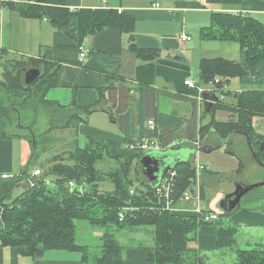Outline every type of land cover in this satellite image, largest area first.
Masks as SVG:
<instances>
[{
	"label": "trees",
	"instance_id": "1",
	"mask_svg": "<svg viewBox=\"0 0 264 264\" xmlns=\"http://www.w3.org/2000/svg\"><path fill=\"white\" fill-rule=\"evenodd\" d=\"M27 1L12 0L2 5L24 19H46L50 27L72 40L78 50L86 37L114 28L128 35L127 50L135 60L154 62L159 57L158 49H141L134 44L136 19L132 15L114 9H70L65 0ZM199 39L237 43L240 54L239 61L222 57L199 61L195 87L210 86L218 93L225 90V94H231L235 101L227 104L216 98L212 109L208 103L203 104V113L209 108L207 114L210 117L200 124L196 99L145 85L132 89L126 85L130 75L128 78L125 75L107 76L106 88L97 91L98 101L92 105L80 107L72 98L67 106H62L46 99L47 92L58 86L60 68L50 53L39 57H8L5 50H0V139L26 140L30 144V156L34 157L36 142L32 140L33 135L14 133L11 136L7 130L25 128L19 121L20 114L35 100L37 107L57 110L53 112V118L60 126L50 127L45 134L67 129L71 122L86 124L89 115L103 112L110 122L118 124L123 136L122 143L96 142L88 138L83 147L76 146L51 157L38 177L29 173L30 160L28 168L26 165L19 175L7 180L0 178L1 247H14L19 255L33 259L41 258L51 250L73 252L80 254L82 264H86L88 247L77 242L75 223L78 221L86 222L92 229L103 230L99 236L101 252L93 257L94 264H123V246L110 228L129 231L151 228L152 254L147 259L150 264H186L182 258L185 254H193L192 264H205V258L198 256V251L190 246L194 239L189 237L203 225L217 226V251L233 250L238 246L239 227L221 223L222 218L228 220L231 217L237 206L230 213L219 212L214 221H206L211 213L208 210L191 217L176 215L170 209L176 208L185 194L192 193L196 180L193 160H185L177 152L182 147L194 152L213 146L209 144V129L220 134L222 140L229 134L247 137L255 156L264 160V138L252 127L254 117L264 118V25L246 14L212 13L208 24L199 29ZM181 57L177 54L172 59L181 61ZM32 68L40 74L32 84L26 85L24 72ZM232 78L238 79L243 90L231 92L225 89ZM162 97L187 102L192 116L185 120L174 113L159 111L157 103ZM217 112L228 114L229 119L216 120ZM148 120L153 121V130L148 129ZM33 124L25 129L30 131ZM144 140L157 141L160 150L129 149L130 145ZM148 153L168 155L171 166L155 187L140 173L139 161ZM103 157L115 163L108 172L97 168ZM238 163L237 173H240L245 164L243 159H238ZM164 179L170 182L167 197L157 191ZM23 180L31 181L30 186L13 196ZM82 180L90 188L84 194L78 189ZM105 182L112 185L111 190L99 189ZM70 184H74L73 187ZM119 213H123L122 221H119ZM251 245L254 246L251 250H235V264H264V243L247 246Z\"/></svg>",
	"mask_w": 264,
	"mask_h": 264
},
{
	"label": "crops",
	"instance_id": "2",
	"mask_svg": "<svg viewBox=\"0 0 264 264\" xmlns=\"http://www.w3.org/2000/svg\"><path fill=\"white\" fill-rule=\"evenodd\" d=\"M6 1L12 0H0V50H5L8 57H39L46 52L50 53L51 59L58 63L60 68L58 86L47 92L46 99L62 106H67L72 98L80 107L94 104L98 101L97 91L106 88V77L110 75H125L127 78L130 75L126 85H131L132 89L137 85H145L170 94L179 93L181 96L196 99L200 104L206 86H200L199 93L184 86L185 81L196 83L197 80L193 79L187 54L183 53L186 43L192 42V37L187 31L199 32L201 27L208 24L212 13L246 14L257 18L264 25V0H204L203 3L199 0H65L70 9H114L132 15L136 19L133 32L136 47L158 49L160 52L154 62L135 60L127 50L128 35L109 28L84 39L81 47L87 51V57L81 60L79 50L72 40L46 22L21 18L15 11L2 5ZM182 35L190 40L182 42ZM199 46L203 45L200 43ZM177 54L182 56L181 61L172 59ZM203 58L205 57L200 55L199 61ZM131 94L136 95L134 91ZM157 107L159 111L167 114L178 109L180 117L191 114L190 106L185 101L162 97ZM217 113V120L229 119H219ZM86 125L87 123L71 122L65 130L72 131L74 137L81 134L85 138L95 139L93 141L96 142H123L122 134L117 136L99 130L94 133V128L88 131L83 129ZM252 127L257 135L264 138L263 117H254ZM243 139L246 142L245 138ZM241 140L242 136L238 137L234 151H228L237 156V160L247 159L241 147ZM218 147L216 144L210 146V150L207 149L209 152H201L210 153ZM29 156L30 146L26 140L0 139V175H19L26 167ZM213 179L214 175L205 167L196 176L193 185L196 195L195 191L192 192L190 204L179 202L173 213L197 217L198 212L202 210L221 212L220 202L226 195L233 193L235 188L225 191V187H220ZM262 181L264 177L251 185L238 182L235 187L252 186ZM99 189L104 190L103 186ZM208 190L214 194L213 197L208 194ZM200 191L203 195H200ZM236 206L237 210L231 215L229 222L239 227L240 235L248 239L247 245L264 243V185H258L242 195ZM131 232L135 237L128 239L127 245L132 246L121 244L123 264H150L147 259L152 254L151 235L146 228H143L142 232ZM196 234L192 248L199 254L206 256L216 250V230L200 226ZM71 253L73 252L51 250L45 252L41 258L33 259L19 255L14 247L0 246V264H82L81 255Z\"/></svg>",
	"mask_w": 264,
	"mask_h": 264
},
{
	"label": "rangeland",
	"instance_id": "3",
	"mask_svg": "<svg viewBox=\"0 0 264 264\" xmlns=\"http://www.w3.org/2000/svg\"><path fill=\"white\" fill-rule=\"evenodd\" d=\"M201 2V1H200ZM34 3V1H32ZM210 18V17H209ZM264 21V17H263ZM187 33L192 37V42L186 43L185 49L183 51L184 54H187L188 63L191 68V73L193 79H198L199 71H198V65L199 64V57L200 55L205 58H216V57H222L226 60L230 61H239L240 54H239V45L237 43L232 42H202L199 39V32L195 31L192 33L191 31H187ZM201 45L203 46H199ZM197 81V80H196ZM129 87L131 85L127 84ZM229 87H226L225 89L231 91V92H238L243 90L241 85H239V81L237 78L230 79ZM204 92L200 100L199 104V110L197 111V120L198 124L201 122H205L210 117L208 113L209 108L205 111L206 113H203L204 110L202 108L203 104L208 103L210 106V109L213 107V98L221 99L227 104H233L235 101L232 98V95L228 94L226 95L225 90L221 93L215 92L214 89H210V86L204 87ZM196 93L200 92V87H198L195 90ZM136 98V96H135ZM37 101H31L26 105V111L21 112L20 114V122L22 123V126L25 128L30 126L32 123L33 126L31 127V130H27L25 128H22L21 130L17 129H9L7 130V134L13 135L21 134L24 136L33 135L32 140H35L36 142V152L34 153V157L32 158L29 156V160L27 161V168H28V162L30 161V167H29V173L31 174L34 170H39L41 173L46 169V164L48 160L62 152H68L73 150L76 146L83 147L88 138H85L84 135H77L74 137L72 131L65 130V129H56L53 131H50L49 133L47 130L50 127H56L60 126V123L53 118V112H56L57 110H50L45 106L37 107ZM190 106V105H189ZM204 107V106H203ZM191 110V108H190ZM178 109H174V114L179 115ZM217 118L224 119L227 118L228 115H221L217 113ZM92 115V116H91ZM89 115L87 120V125L83 129H86L87 131L89 129L94 128V133L99 131L104 132H110L114 135L121 136V131L118 127V124L111 123L108 119V115L103 114L101 112H96ZM91 116V118H90ZM192 115L188 114L186 116H181L185 120L189 119ZM211 119V118H210ZM216 119V118H215ZM217 120V119H216ZM219 121V120H218ZM220 134L217 132H214L213 129L208 130V138L209 143L213 145H219V147L215 150H213L210 153H204L201 151H192L188 147H182L177 152L179 155H181L185 160H193V164H202L204 165L208 172L212 173L215 177L213 179L214 182H218L220 184V187L224 186L225 191L234 190L235 185L240 183L244 184H254L253 182L262 179L264 177V160L263 157L255 156V152L253 153L254 156H252L251 151L249 150L248 146L246 145V142L243 138H245L242 135L237 134H229L227 138L221 139ZM234 135V136H233ZM237 135V136H236ZM95 136V135H94ZM242 136L241 147L244 151V153L247 155L244 161V169L242 172L237 173V170L239 168V163L237 160V156H233L228 151H234V145L236 144V139L238 137ZM92 140H95L91 138ZM16 143V142H14ZM226 143V144H225ZM29 144V143H28ZM136 144V143H134ZM133 145V144H132ZM30 146V144H29ZM131 146V145H130ZM130 149V147H129ZM252 149V147H251ZM253 151V149H252ZM16 156H18V152H16ZM32 158V159H31ZM261 161H259L258 159ZM263 160V161H262ZM115 167V163L113 160L109 158H104L103 161L99 162L97 164L98 170L100 169L103 172H108L111 168ZM42 169V170H41ZM18 171V169H16ZM4 175H0L1 179L7 180L14 177V175H6L10 176L9 178H3ZM17 176V175H15ZM23 184L20 188H16L13 192V196H17L25 187L30 186L31 181L23 180ZM33 182V181H32ZM78 189H81V193L84 194L88 192L89 184L85 182V180H82V182L79 183ZM74 184H72L73 186ZM101 186H103L104 190L109 191L112 189V185L108 182L103 183ZM75 187V186H74ZM248 187V186H244ZM192 187V192H194ZM192 193H189L191 197ZM208 194L213 197V193L208 190ZM196 195V191L195 194ZM195 198V197H194ZM192 200V199H191ZM191 200L188 202L190 204ZM187 203V204H188ZM173 213V212H172ZM221 223L223 225L229 224V219L226 220L224 218L221 219ZM77 228V242L78 244L82 246L88 247V255L89 259L86 264H94L93 257L100 255L101 252V245L102 242L100 241V237L103 230L102 229H92L86 222L78 221L75 223ZM232 224V223H230ZM204 228H212L214 230H217L216 225H203ZM147 232L151 231V228H146ZM110 231L115 235L116 239L120 242V244L124 246H132L127 245V240L130 238H134L135 234L129 230H116V228H110ZM143 231L142 230H138ZM93 232L94 235L93 236ZM147 234V233H146ZM197 234L194 236H189L190 238L193 237V239L196 237ZM137 236V235H136ZM240 237V238H239ZM246 241L248 239L244 236H238V246L236 248H233V250H224V251H217L214 250L210 253H208L206 256H202L198 252V256L205 258V264H235V250H251L254 246H247ZM136 244V243H134ZM146 245V243H145ZM190 246H192V242L190 243ZM68 253V252H67ZM73 254V253H71ZM80 256V254L75 253ZM74 254V255H75ZM192 255L193 254H185L182 256L186 264H192Z\"/></svg>",
	"mask_w": 264,
	"mask_h": 264
},
{
	"label": "water",
	"instance_id": "4",
	"mask_svg": "<svg viewBox=\"0 0 264 264\" xmlns=\"http://www.w3.org/2000/svg\"><path fill=\"white\" fill-rule=\"evenodd\" d=\"M39 74L40 72L34 68L25 71L24 83L26 85L32 84L38 78ZM213 100L215 101L216 98H214ZM245 140L248 148L251 149V144L249 139L245 137ZM260 146H262V144ZM208 150L201 149L199 151H208ZM167 159H168V155H155L154 153L145 154L140 159L139 161L140 173L142 177L148 181V183L153 185V187L157 186L162 176L170 171L171 166L168 163ZM258 185H264V181L248 187L236 186L234 192L229 195H226L223 198V200L220 202L219 207L221 209V212L230 213L238 204L241 196Z\"/></svg>",
	"mask_w": 264,
	"mask_h": 264
},
{
	"label": "built area",
	"instance_id": "5",
	"mask_svg": "<svg viewBox=\"0 0 264 264\" xmlns=\"http://www.w3.org/2000/svg\"><path fill=\"white\" fill-rule=\"evenodd\" d=\"M199 1H201V3H203L204 0H199ZM27 2L32 3V0H28ZM43 22L47 23V20L43 19ZM180 39H181L182 42L190 40V38L185 36V35L180 36ZM86 57H87V51L84 50L82 47H80L79 48V58L81 60H83ZM215 82L217 83V80ZM184 86H186V87H188L189 89H192V90H196L197 89L195 87L194 81H191V80L185 81L184 82ZM146 124H147V127H148L149 130H153L154 129V123H153L152 120H148ZM130 149L131 150L140 149L141 151H144V152H155V151H159L160 150V145L155 140H144V141H142L140 143H136V144L131 145ZM204 168L205 167L203 165H200V164L195 165L196 176H198V174L201 171H203ZM31 174H32L33 177H38V176L41 175V172L39 170H34ZM9 177L10 176H6V175L3 176V178H9ZM70 187H73L72 184H70ZM169 189H170L169 179H164L162 181V183H160V185L158 186L157 191H162V193L165 195V197H167ZM190 200H191L190 195L189 194H185L180 202L188 203ZM170 211L172 213L174 211V209H170ZM217 215H218V212L209 213L207 215V217H206V221H214V220H216L217 219ZM118 217H119V221H122L123 220V213H119Z\"/></svg>",
	"mask_w": 264,
	"mask_h": 264
},
{
	"label": "flooded vegetation",
	"instance_id": "6",
	"mask_svg": "<svg viewBox=\"0 0 264 264\" xmlns=\"http://www.w3.org/2000/svg\"><path fill=\"white\" fill-rule=\"evenodd\" d=\"M249 150L251 151L250 153H252V156H253V153H254V152L252 151V149H249ZM240 187H242V186H240Z\"/></svg>",
	"mask_w": 264,
	"mask_h": 264
}]
</instances>
